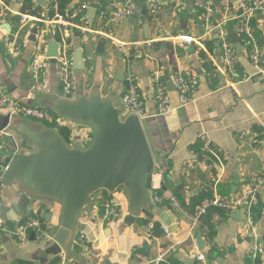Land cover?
I'll return each mask as SVG.
<instances>
[{"label": "crops", "instance_id": "obj_1", "mask_svg": "<svg viewBox=\"0 0 264 264\" xmlns=\"http://www.w3.org/2000/svg\"><path fill=\"white\" fill-rule=\"evenodd\" d=\"M83 1L69 0L67 11L71 16L69 20L88 29L84 33L76 27L58 31L56 23L51 21L54 16H47L49 0H5L11 13L6 24L11 35L17 33L21 48L12 53L0 32V96L49 110L61 117L56 114L59 103L90 99L93 95L102 100L110 99L119 109L120 98L131 79L145 103L146 113L141 124L154 165L169 158V171L164 177L154 170L149 174L146 181L149 207L136 214L132 224L125 222L129 214L125 192L111 194V198L114 204L126 209V213L119 219L103 222L100 192L91 197L78 215L74 237L66 250L53 256L54 242L37 243L31 234L23 242L6 237L0 245V264H141L139 257L132 253L134 249L146 261L164 254L159 264H195L193 256L197 252L204 253L216 264H253L248 257L252 235L241 231L238 212L225 211L223 216H212L213 238L209 236L211 228L205 221L199 220L192 226L183 214H193L192 211L196 212L214 197L233 198L264 172V70L259 71L249 62V48L244 39L241 36L231 38L230 32L237 71L247 78L230 83L222 72L217 39L205 36L207 28L201 23L200 12L194 7L189 9L188 0H85L88 9L75 17ZM96 2L106 11L131 2L138 13L133 19L110 23L89 10L95 9ZM150 2L159 7L155 15L146 9ZM26 3L37 15L23 12ZM54 10V15L58 14ZM20 14L36 20L28 21L19 30ZM255 25L256 43L264 58V17L254 19ZM57 32L59 40L55 38ZM50 41L57 44L58 54L64 44L71 58L75 50L82 52L84 70L72 71L75 90L70 97L63 95L58 83L56 60L47 57ZM37 55L49 59L40 72L32 70L31 62ZM205 64L211 66L212 71H205ZM186 70L197 74L198 85L194 101L179 106L171 85L172 76L176 71ZM154 76L165 85L172 108L161 116L155 114L152 101ZM6 116H9L7 112L0 109V127ZM44 130L58 135L41 122L9 116L5 130L9 136L5 143L16 154L29 156L36 148L28 143L30 137L42 138ZM201 136L227 156L222 175L218 164L201 153ZM73 141L71 133L66 143L69 148H75L71 145ZM83 143L75 144L82 149ZM9 158L10 153L0 147V227L17 228L25 219L27 208L34 206L39 220L52 230L59 223L61 204L51 198L33 196L19 178L2 182ZM166 192H171L178 200L180 212L167 201L154 204L150 199L153 193ZM259 198L253 214L258 241L264 250V184ZM200 201L203 203L198 205ZM144 211L150 212L151 220L159 226L150 238L143 234V227L148 223H145ZM162 227L167 228V235L162 233ZM79 234H83L94 248L93 255L76 246ZM202 242L204 246L199 250ZM122 255L124 262L119 260ZM256 264H264V255Z\"/></svg>", "mask_w": 264, "mask_h": 264}, {"label": "built area", "instance_id": "obj_2", "mask_svg": "<svg viewBox=\"0 0 264 264\" xmlns=\"http://www.w3.org/2000/svg\"><path fill=\"white\" fill-rule=\"evenodd\" d=\"M49 1L55 4L56 0ZM94 5L98 18L101 20H107V22L110 23L124 21L128 17L133 16L136 12V7L131 2L117 6L108 11L102 8L98 2ZM88 7V2L84 0L77 7L75 17H78L85 12ZM193 7L200 12L201 23L207 28L205 36L207 38L214 36L218 41L219 50L221 52L222 72L223 75L229 79L230 83L247 80L245 75L240 76L237 71V59L234 55L230 41V32L236 33L237 36H241L244 39L249 48L247 51V57L251 65L259 71L264 70V58L256 43L252 25V20L257 19L260 16L264 17V0H194ZM146 9L151 15H155L159 12V7L154 2L148 3ZM10 14V9L5 0H0V32L3 34L5 46L12 53H17L21 48V44L18 43L17 33L11 35L10 33L6 34L1 30V26L8 23ZM32 20L36 19L29 17L26 14H20L19 30L24 28L28 21ZM51 21L56 23L58 31L66 30L69 27H76L82 33L88 30L86 27L73 23L72 20L59 14H55ZM47 60L49 59L44 56L37 55L33 57L31 62L32 70L34 72L43 71ZM55 60L57 63L58 83L61 87L62 93L65 97H70L73 94L75 87L72 79V58L65 44L59 52L58 58ZM212 75L213 77L216 76L215 73H212ZM152 83V101L155 107V114L159 116L165 115L172 110L168 91L157 76L153 77ZM172 83L173 89L177 94V102L179 106H187L194 101V95L198 85V77L194 71L186 70L174 72ZM120 106L122 117L134 114L141 122L145 118V103L138 92L137 86L131 79L128 81V86L120 98ZM0 109L6 111L9 116H18L23 119L33 120L43 124L54 123L57 128L65 127L69 129L70 132L74 129L72 123L62 120L61 117H56L49 110L22 105L6 96H0ZM8 136V133L4 129H0V147L5 152L10 153L12 157L16 154V151L5 143ZM200 141L201 153L218 164L220 175H222L227 163V156L222 150L214 146L205 136H201ZM168 161L169 158H165L163 161L156 163L153 170L164 177L169 171ZM263 184L264 172L257 176L252 184L247 186L244 191L235 195L233 198L224 200L219 197H214V199L204 202L193 214H187L186 212L183 214L188 218L191 225L195 226L200 218L206 214V211L210 206L221 208L229 213L238 212L242 222L241 231L245 230L252 235V243L250 245L248 257L253 264H256V262L264 255V250L258 241L257 223L254 219L253 212L254 208H256L260 202L259 191ZM150 199L154 204L167 201L171 207L177 209L179 212L181 211V205L171 192H166L162 195L153 193L151 194ZM103 206V222H107L111 219H119L126 213V209H123L118 204H114L112 200L105 202ZM154 229V222L150 220L143 227L144 236L147 238L152 237ZM161 230L164 235H167L168 231L166 227H162ZM30 234H33V239L37 243L54 242L51 228L39 220L34 206H29L27 208L25 219L17 228L7 229L0 227V245L6 237L16 242H23L29 238ZM75 244L79 249L85 251L89 255L95 253L94 248L88 243L83 234L76 236ZM132 253L139 257L141 264H159L164 256V254H161L155 260L146 261L139 254L137 249H134ZM193 260L195 261V264H216L213 260L208 259L202 252L195 253Z\"/></svg>", "mask_w": 264, "mask_h": 264}, {"label": "water", "instance_id": "obj_3", "mask_svg": "<svg viewBox=\"0 0 264 264\" xmlns=\"http://www.w3.org/2000/svg\"><path fill=\"white\" fill-rule=\"evenodd\" d=\"M193 1H187L189 9L193 8ZM89 10L96 12L92 7ZM137 13L126 20L133 19ZM1 30L9 33L8 24L2 25ZM231 38H237V34L232 33ZM47 46V57L57 59V44L50 41ZM72 69L84 70L79 49L73 53ZM171 85L173 87V83ZM56 114L92 124L95 128L92 143L86 149L69 148L59 135L44 130L42 138L32 136L28 142L40 152L29 156L15 154L9 158L2 179L6 182L10 178H19L33 196L51 198L61 204L59 223L51 230L53 256L66 250L74 237L78 215L95 193H112L124 187L129 212L125 222L132 224L134 216L149 207L146 181L154 168L141 121L134 114L122 117L121 110L115 108L110 99L102 100L93 95L90 99L62 102L57 105ZM8 122L9 116H6L0 129L6 130ZM45 157L46 163L42 164L40 160ZM61 192L64 201L53 196ZM23 199L26 200L25 197ZM203 246L202 242L199 250ZM119 260L124 262L125 256H120Z\"/></svg>", "mask_w": 264, "mask_h": 264}, {"label": "trees", "instance_id": "obj_4", "mask_svg": "<svg viewBox=\"0 0 264 264\" xmlns=\"http://www.w3.org/2000/svg\"><path fill=\"white\" fill-rule=\"evenodd\" d=\"M68 3H69V0H56L55 4L51 3L50 4V9H49V12H48L47 16L49 18H52L54 16V13H55V10H54V8H55L56 12L59 15H62L64 17H66V18H71L70 12L67 11ZM23 12L28 13L29 15H32V16L37 15V12L33 11L31 9V6H30L29 3L24 4ZM252 25H253V29H254V35H255L256 39H258V33H257V30H256V25L254 26V20H252ZM55 38L57 40H59L58 32L55 34ZM204 70L207 71V72H210V71H212V67L209 66L208 64H205L204 65ZM44 124L48 128H50L52 130H55L58 133V135L64 140V142H66V143L69 142V138H70V135H71V132H70L69 129H67L65 127L57 128L54 123H49V124L44 123ZM101 199H102L101 200L102 201L101 202L102 205H104L105 202H108V201L112 200L111 195H109L105 191L102 192V198ZM207 201H209V200H207ZM201 203H203V201H200L198 203V205H200ZM192 212L194 213V211H192ZM224 212H225V210H223L221 208L210 206L207 209L206 214L201 217L200 220L201 221H205L208 224V227L211 228L210 232H209L210 238H213L214 233H215L214 226L212 225V216L214 214H219V215L223 216L225 214ZM103 213H104V207H103V210H102V214ZM144 215H145V223L149 222L151 220V218H152L151 213L148 212V211H144ZM9 227L11 229V226H9ZM154 227H155L154 233L156 234V232L159 230V226L156 223H154Z\"/></svg>", "mask_w": 264, "mask_h": 264}, {"label": "rangeland", "instance_id": "obj_5", "mask_svg": "<svg viewBox=\"0 0 264 264\" xmlns=\"http://www.w3.org/2000/svg\"><path fill=\"white\" fill-rule=\"evenodd\" d=\"M119 109L121 110V107ZM61 118H62V120H65L66 122H69V123L71 122L73 124L74 129H72L71 133L74 135V141L71 144V145H73L72 147H75V149H80L79 146H76V144L79 143L80 141H83L84 142L83 147H81V148L86 149L92 143V141L95 137L94 126L90 123L75 121V120L69 119L67 117H61ZM82 132H84L83 135H82ZM76 147H78V148H76ZM39 152H40V149L34 148L30 154H37ZM100 192H103V191H100ZM100 192L93 194L91 197L95 196L96 194H100ZM124 192H125L124 187H119L114 192L109 193V195H111V194L112 195L113 194H123Z\"/></svg>", "mask_w": 264, "mask_h": 264}, {"label": "bare ground", "instance_id": "obj_6", "mask_svg": "<svg viewBox=\"0 0 264 264\" xmlns=\"http://www.w3.org/2000/svg\"><path fill=\"white\" fill-rule=\"evenodd\" d=\"M40 162H41L42 164H45V163H46V157L43 158V159H41ZM53 196H55V197H57V198H59V199H61V200H63V201H64V199H65V197L63 196V193H62V192H61V193H56V194L53 195Z\"/></svg>", "mask_w": 264, "mask_h": 264}]
</instances>
